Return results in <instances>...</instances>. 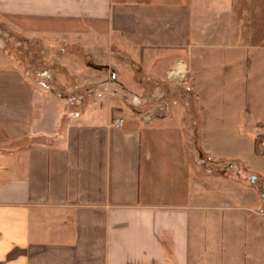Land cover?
<instances>
[{
    "label": "crops",
    "instance_id": "1",
    "mask_svg": "<svg viewBox=\"0 0 264 264\" xmlns=\"http://www.w3.org/2000/svg\"><path fill=\"white\" fill-rule=\"evenodd\" d=\"M0 20L60 87L107 86L72 113L0 55V264H259L264 0H0Z\"/></svg>",
    "mask_w": 264,
    "mask_h": 264
},
{
    "label": "rangeland",
    "instance_id": "2",
    "mask_svg": "<svg viewBox=\"0 0 264 264\" xmlns=\"http://www.w3.org/2000/svg\"><path fill=\"white\" fill-rule=\"evenodd\" d=\"M38 43H31V47H28L26 44V41L23 40L21 37H17L16 34L14 35L8 25L0 20V55H2L5 58H11L13 57V60L15 61V53L12 51H18L19 52V59L22 62L23 69L31 73L32 75L35 74V76H47L51 78V85L58 90V93L61 95H68L67 99L69 100V104H72V113H76L78 111H82L85 108H88L91 103H93V100L95 101V97L92 95L94 92V85H84V86H78V85H70L65 86L64 88L60 87L55 80L56 77L59 76L60 70L57 65V63L54 60L47 61L44 59L42 53L40 52V48L37 45ZM29 51V52H28ZM117 56V54H116ZM125 59V58H124ZM46 60V61H44ZM120 60L121 56H120ZM87 62V61H86ZM40 71V72H39ZM37 73V74H36ZM62 75V74H61ZM101 89H100V88ZM100 91H106L107 86L99 85ZM150 92L153 94L159 93L160 88L154 87L153 85L147 86ZM97 88L95 91H97ZM161 91V90H160ZM164 91V90H163ZM121 94V92H119ZM76 111V112H75ZM125 115H128V110L125 109L124 112ZM260 160V165L264 169V153H258ZM241 221H242V236L245 239V237H248V239L251 238L250 234V228L249 230H246V227L244 225V218L248 216L250 219V211H241ZM252 217V216H251ZM262 221V219H260ZM252 245V244H251ZM250 246V245H248ZM251 248V247H249ZM249 248H245V242L243 241V247L241 248L242 253H248ZM257 251L255 255L257 256V259H259V264H264V231L260 232L259 234V242L256 246Z\"/></svg>",
    "mask_w": 264,
    "mask_h": 264
},
{
    "label": "built area",
    "instance_id": "3",
    "mask_svg": "<svg viewBox=\"0 0 264 264\" xmlns=\"http://www.w3.org/2000/svg\"><path fill=\"white\" fill-rule=\"evenodd\" d=\"M124 123V119H118L117 122H116V125L118 127H121ZM259 148L263 151L264 153V136L260 138V141H259Z\"/></svg>",
    "mask_w": 264,
    "mask_h": 264
},
{
    "label": "trees",
    "instance_id": "4",
    "mask_svg": "<svg viewBox=\"0 0 264 264\" xmlns=\"http://www.w3.org/2000/svg\"><path fill=\"white\" fill-rule=\"evenodd\" d=\"M260 138H261V137H259V138L257 139V143H256L257 145H258V143H259V141H260Z\"/></svg>",
    "mask_w": 264,
    "mask_h": 264
},
{
    "label": "bare ground",
    "instance_id": "5",
    "mask_svg": "<svg viewBox=\"0 0 264 264\" xmlns=\"http://www.w3.org/2000/svg\"><path fill=\"white\" fill-rule=\"evenodd\" d=\"M259 146V145H258Z\"/></svg>",
    "mask_w": 264,
    "mask_h": 264
}]
</instances>
